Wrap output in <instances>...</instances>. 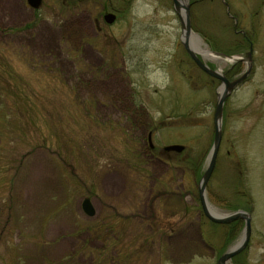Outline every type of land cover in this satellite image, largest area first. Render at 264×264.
Returning <instances> with one entry per match:
<instances>
[{"label": "rangeland", "instance_id": "rangeland-1", "mask_svg": "<svg viewBox=\"0 0 264 264\" xmlns=\"http://www.w3.org/2000/svg\"><path fill=\"white\" fill-rule=\"evenodd\" d=\"M185 3L210 68L232 81L252 50L206 196L251 214L229 264H264V0ZM182 36L173 0H0V264H217L242 240L202 210L223 83Z\"/></svg>", "mask_w": 264, "mask_h": 264}, {"label": "water", "instance_id": "water-1", "mask_svg": "<svg viewBox=\"0 0 264 264\" xmlns=\"http://www.w3.org/2000/svg\"><path fill=\"white\" fill-rule=\"evenodd\" d=\"M27 3L32 8H39L42 4V0H27ZM174 6L176 8V11L178 12V15L180 16L181 21V27L183 31L182 36V43L189 54V56L192 58V60L195 62V64L203 70L208 75L217 78L222 81V90L218 97V102L215 108L214 113V122H215V136L213 141V146L209 154L208 159V165L207 168L200 180L199 183V196L201 201V206L204 215L213 223L217 224H228L236 220H244L245 221V229H244V236L242 240L233 246L232 248L228 249L224 254H222L218 260L217 264H229V262L239 253H241L248 245L252 233V217L251 214L244 210H238L226 215L222 214H214L210 210V204L206 196V188L208 185V182L214 172L216 160L218 156V152L220 149L221 141H222V120H223V113H224V105L228 97L231 95V93L238 88L240 84H242L250 75L252 71V50L248 53V58L250 60V66L249 69L243 73L240 77L230 81L227 79L224 75L219 73L216 70H213L208 65H206L202 58L198 56V53L193 49L192 43H191V36L193 34L192 27H191V17H190V5H187L186 3L180 2V0H173ZM104 19L107 23L112 24L115 19L116 15L113 13H106L104 16ZM150 141H151V135H150ZM166 151H177L182 152L184 150V146L182 145H169L164 148ZM84 212L89 215H94V208L91 203V200L89 198H86L83 201L82 204Z\"/></svg>", "mask_w": 264, "mask_h": 264}, {"label": "bare ground", "instance_id": "bare-ground-1", "mask_svg": "<svg viewBox=\"0 0 264 264\" xmlns=\"http://www.w3.org/2000/svg\"><path fill=\"white\" fill-rule=\"evenodd\" d=\"M180 2L185 3L186 0H180ZM191 43L195 51L202 53L205 57L215 58V56L211 54V52L206 48V46H204L202 40L198 38V36L194 33L191 36ZM209 207L214 214H217L216 210L211 205Z\"/></svg>", "mask_w": 264, "mask_h": 264}, {"label": "trees", "instance_id": "trees-1", "mask_svg": "<svg viewBox=\"0 0 264 264\" xmlns=\"http://www.w3.org/2000/svg\"><path fill=\"white\" fill-rule=\"evenodd\" d=\"M151 154H152V155H151V158H153V159H155V158L158 159L157 157H155V155H154L153 153H151ZM135 155H136V154H135ZM144 156H145L144 152H141L139 158H140V157H144ZM137 158H138V157H137Z\"/></svg>", "mask_w": 264, "mask_h": 264}, {"label": "flooded vegetation", "instance_id": "flooded-vegetation-1", "mask_svg": "<svg viewBox=\"0 0 264 264\" xmlns=\"http://www.w3.org/2000/svg\"><path fill=\"white\" fill-rule=\"evenodd\" d=\"M99 29H100V27H99ZM98 34H100V30H99Z\"/></svg>", "mask_w": 264, "mask_h": 264}]
</instances>
